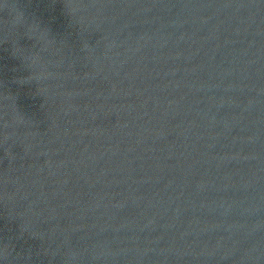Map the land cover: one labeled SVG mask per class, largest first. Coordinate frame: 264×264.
<instances>
[{"label": "water", "instance_id": "water-1", "mask_svg": "<svg viewBox=\"0 0 264 264\" xmlns=\"http://www.w3.org/2000/svg\"><path fill=\"white\" fill-rule=\"evenodd\" d=\"M0 264H264V0H0Z\"/></svg>", "mask_w": 264, "mask_h": 264}]
</instances>
